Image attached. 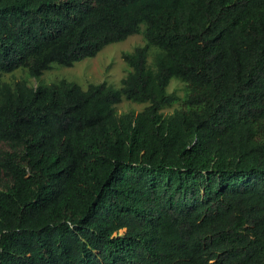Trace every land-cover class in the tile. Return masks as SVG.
Wrapping results in <instances>:
<instances>
[{"label":"trees","instance_id":"16d2710c","mask_svg":"<svg viewBox=\"0 0 264 264\" xmlns=\"http://www.w3.org/2000/svg\"><path fill=\"white\" fill-rule=\"evenodd\" d=\"M0 264H264V0H0Z\"/></svg>","mask_w":264,"mask_h":264},{"label":"rangeland","instance_id":"374dc122","mask_svg":"<svg viewBox=\"0 0 264 264\" xmlns=\"http://www.w3.org/2000/svg\"><path fill=\"white\" fill-rule=\"evenodd\" d=\"M144 39L142 34L128 37L125 41L113 43L103 48L95 57L87 58L75 63L72 67H61L53 64L51 68L43 73L40 82L43 84L57 83L60 80L73 82L82 89H86L90 84L106 83L114 88H119L122 79L128 72V67L121 59L122 53L132 52L134 48L142 46ZM149 62L155 51L150 53ZM27 80L28 85L36 87L40 82L27 77V72L18 69L10 74H4L2 82L13 84L19 80ZM168 93H172L179 99H184L188 90L186 84L172 79L167 88ZM146 104L134 103L123 100L117 104L116 112L120 115L130 111L139 112ZM180 108V103L174 104L171 108L165 109L164 114H171L174 109ZM121 233V232H120Z\"/></svg>","mask_w":264,"mask_h":264}]
</instances>
